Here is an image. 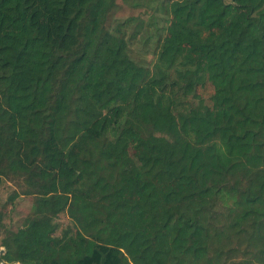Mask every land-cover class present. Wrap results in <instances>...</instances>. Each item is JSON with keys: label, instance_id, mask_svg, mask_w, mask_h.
Returning <instances> with one entry per match:
<instances>
[{"label": "trees", "instance_id": "16d2710c", "mask_svg": "<svg viewBox=\"0 0 264 264\" xmlns=\"http://www.w3.org/2000/svg\"><path fill=\"white\" fill-rule=\"evenodd\" d=\"M150 3L0 0V264H264V0Z\"/></svg>", "mask_w": 264, "mask_h": 264}, {"label": "rangeland", "instance_id": "374dc122", "mask_svg": "<svg viewBox=\"0 0 264 264\" xmlns=\"http://www.w3.org/2000/svg\"><path fill=\"white\" fill-rule=\"evenodd\" d=\"M153 0H118V8L111 14L108 19V24L110 27H113L116 23L122 22L127 18L132 19H148L151 13H154V17L162 16L161 12L157 10H153L148 6H155V4L150 3ZM156 1V0H155ZM135 2L142 5L139 8H132ZM148 5V6H147ZM158 24H163L162 21H157ZM135 21H131V27L128 26L126 33L132 32L134 30ZM143 29H141L137 35V37L132 41L130 45L131 51V59L138 64L145 65L149 70H152V65L155 63V54H153L155 50L154 40L152 37L148 42H145V38L150 36V34L143 33ZM16 187L13 183L8 181H3L0 185V211L5 215L3 218V223L7 227H11V229H16L20 226L24 219L31 216L33 212L32 202L33 199L31 197H18L14 200V202L9 203L8 197L14 192ZM62 228L68 224V220L66 217L62 216L58 221ZM3 236V231L0 229V243ZM0 252H4L0 247Z\"/></svg>", "mask_w": 264, "mask_h": 264}, {"label": "water", "instance_id": "95a60500", "mask_svg": "<svg viewBox=\"0 0 264 264\" xmlns=\"http://www.w3.org/2000/svg\"><path fill=\"white\" fill-rule=\"evenodd\" d=\"M0 253H2V252H0Z\"/></svg>", "mask_w": 264, "mask_h": 264}]
</instances>
